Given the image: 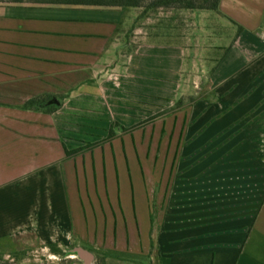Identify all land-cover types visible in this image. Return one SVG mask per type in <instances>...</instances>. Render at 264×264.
Here are the masks:
<instances>
[{
  "label": "crops",
  "instance_id": "1",
  "mask_svg": "<svg viewBox=\"0 0 264 264\" xmlns=\"http://www.w3.org/2000/svg\"><path fill=\"white\" fill-rule=\"evenodd\" d=\"M131 9L0 4V253L20 244L77 257L68 264H157V252L171 264H264V198L252 217L167 225L184 114L153 117L160 130L147 139L125 128L136 105H241L233 120L264 105V0L171 12L148 28ZM41 96L59 106L25 107ZM164 124L170 154L158 149Z\"/></svg>",
  "mask_w": 264,
  "mask_h": 264
},
{
  "label": "rangeland",
  "instance_id": "2",
  "mask_svg": "<svg viewBox=\"0 0 264 264\" xmlns=\"http://www.w3.org/2000/svg\"><path fill=\"white\" fill-rule=\"evenodd\" d=\"M11 1L0 0V4ZM153 20H147L146 24ZM262 84L264 76L257 82V85ZM197 97L195 94L190 101ZM240 106L185 105L179 110V105H136L137 118L133 123L126 124L125 128L134 129L137 126L143 139L155 136L160 130L156 123L150 124L153 117L158 116L157 122L178 112L179 117L184 114L182 140L178 143L173 172L162 203L168 220L172 216L173 222L167 225L194 227L199 223L210 225L256 214L264 198V105H255L248 112L240 110L237 119L233 120L235 114L232 113ZM212 108L218 109L214 115ZM131 113L130 110L126 111L127 115ZM204 119L206 123H203ZM116 128L120 132L125 131L124 126L118 125ZM165 128L164 124L158 149H167L170 154L176 142L167 140ZM103 135L107 136L108 132ZM153 144L151 142L150 149ZM170 165L171 157L168 155L162 160L161 167L166 172ZM108 175L109 182L113 183L110 169ZM166 178L167 175L163 174L157 181V188L166 182ZM12 248L13 251L8 254L1 253L0 264H68L77 259L64 252L53 255L49 250L36 246L21 247L17 244Z\"/></svg>",
  "mask_w": 264,
  "mask_h": 264
},
{
  "label": "trees",
  "instance_id": "3",
  "mask_svg": "<svg viewBox=\"0 0 264 264\" xmlns=\"http://www.w3.org/2000/svg\"><path fill=\"white\" fill-rule=\"evenodd\" d=\"M221 0H37L25 2L24 0H13L9 3H32V4H54V5H74V6H97V7H124L138 10L137 21L142 22L144 28H148L147 20L154 19L164 22L166 16L171 12L177 13L181 10H218ZM55 99V101L53 100ZM57 97L50 99L46 97H35L27 101L26 108L32 109L38 106H45L47 111H53L57 106ZM46 103V105H44ZM112 130L110 135H112ZM94 143L87 144V147L67 150L68 156L82 152ZM2 254L0 253V256ZM157 264H171L168 257L156 253Z\"/></svg>",
  "mask_w": 264,
  "mask_h": 264
},
{
  "label": "water",
  "instance_id": "4",
  "mask_svg": "<svg viewBox=\"0 0 264 264\" xmlns=\"http://www.w3.org/2000/svg\"><path fill=\"white\" fill-rule=\"evenodd\" d=\"M85 264H93V263L91 262V259L87 258Z\"/></svg>",
  "mask_w": 264,
  "mask_h": 264
}]
</instances>
